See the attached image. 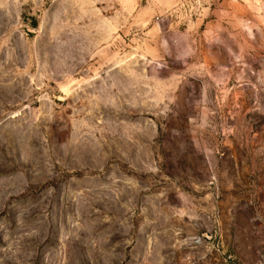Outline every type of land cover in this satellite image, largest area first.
Listing matches in <instances>:
<instances>
[{
	"label": "rangeland",
	"instance_id": "374dc122",
	"mask_svg": "<svg viewBox=\"0 0 264 264\" xmlns=\"http://www.w3.org/2000/svg\"><path fill=\"white\" fill-rule=\"evenodd\" d=\"M0 264H264V0H0Z\"/></svg>",
	"mask_w": 264,
	"mask_h": 264
}]
</instances>
